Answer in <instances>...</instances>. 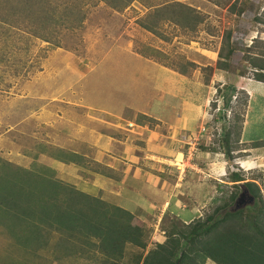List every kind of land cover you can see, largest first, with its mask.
I'll use <instances>...</instances> for the list:
<instances>
[{
	"label": "rangeland",
	"instance_id": "1",
	"mask_svg": "<svg viewBox=\"0 0 264 264\" xmlns=\"http://www.w3.org/2000/svg\"><path fill=\"white\" fill-rule=\"evenodd\" d=\"M249 1L250 4L245 10L238 14L233 13L228 5H216L215 0H135L120 11H113L104 2L98 3L97 0H52L50 5L54 4L59 8L62 3L77 5L85 18L79 24L76 22L73 28L65 26L59 28L50 42L36 38L32 33L34 27L27 29L1 25L0 162L7 161L26 169L32 167L35 162L45 165L54 171L55 178L60 182L74 186L77 190L98 197L108 204L132 209L134 204L130 199V202L125 199L124 194L121 193L124 188L126 191L128 188L126 186L136 187V184L128 182L130 181L128 175L133 171L129 162L133 163V161L123 163L119 158L112 163V168L115 170L120 171L119 168L123 167V171L126 172L121 180V171L113 173L105 165L111 164V159L104 156L102 151L92 153L87 158L89 164L84 161L83 164L80 162L65 164L55 160L50 154L56 153V148L70 147L67 142L76 137L71 130L76 126L77 121H80L82 125L92 128L91 132L81 128L82 131H77L80 137H90L91 141H94L93 146H97L100 150L106 148L112 153L108 155H117L119 148L120 151L122 149L121 144L116 138L106 142L100 135V130L104 128L111 130V136L118 135L119 133L111 129V127L117 128V124L111 126L112 121L102 120L104 114L121 115V110L125 116L136 117L133 123L137 125L135 131L137 130L138 135L140 124H147L146 126L151 130L157 129L158 133L164 132L166 127L162 125V121H154L144 113H134L125 109V106L135 98L134 89L139 88L143 82L148 88L147 95L152 97L161 96L162 91L170 92L166 95L173 99L170 112L173 113L174 108L179 114L185 112L182 116H187L191 129L187 128L186 132H180L178 129L176 133L178 141L184 147L183 156L185 160L188 158L192 160V164L193 162L200 166L206 164L203 166L208 171V165L212 164L211 155H201V146L211 148L219 146L218 141L221 139L218 138L224 124H227V131L229 126L237 124V118H242L244 113L241 102L244 101L245 95L239 89L240 84L243 87L255 86L252 84L251 69L247 63L242 62L243 52L246 50L253 54L254 47L264 49V0ZM174 2L196 10L203 22L197 25L194 31L189 29L182 31L177 24L165 19L167 15L155 13L156 10ZM142 25L149 27L152 32ZM227 32L230 33V46L234 52L230 59V68L224 72L216 68V62L219 50L226 46L224 38ZM132 53L140 54L149 62L174 71L188 72L185 83L178 82L171 93L172 91L166 88L164 83L167 80H164L161 73L152 67L137 65ZM146 59L142 61L146 62ZM241 70H244L242 77L238 76ZM146 71L150 73L151 79ZM143 78L146 80H142ZM259 86L263 87L261 84ZM226 88L228 93L233 90L229 107L223 105ZM140 96L144 102L146 97L144 89ZM249 101L247 99V105ZM152 103L149 107L152 108L151 112L159 113L164 110V106L157 103V99ZM139 109L142 110L141 107ZM82 117L86 121H83ZM128 126L134 128L132 124ZM202 131L203 133L208 131L209 136L201 138L199 135ZM235 132L237 131L233 130L232 134ZM246 137L260 144L264 143V104L260 101L256 102L254 112L249 114ZM56 139H58L57 144L63 147L55 145ZM232 146V159L228 160L227 156L224 157L226 163L222 161L218 169L223 170L224 174L223 179L218 182H226L230 172H239L247 180L261 174L257 172L259 171L257 168L264 170L262 168L264 162L258 163L252 151V156L249 158L245 150L246 145L238 143L237 136L234 137ZM41 152H45V155ZM141 153V150H138L136 154L140 157ZM150 160L155 165L154 159ZM147 161L138 160L145 170L157 172L155 169L157 168L166 172ZM175 164L181 165L182 159ZM175 164L173 166H176ZM140 165V170L144 169ZM174 169L175 173L168 175V180L176 181L175 175L184 176L182 166H179L178 170ZM205 169H199L200 175L208 179L210 175L204 174ZM185 170L187 171V168ZM193 172L189 171V173ZM98 175L112 177L115 183L108 184L105 180L95 182L94 178L99 177ZM261 176L263 177V174ZM213 177L218 180L220 176L213 175ZM199 179L197 177L191 184L186 183L188 180H183L185 182L179 183L180 189H176L175 195H171L167 203L178 196V191L184 192L186 188L192 190L194 187L198 189ZM119 180H121L120 187L117 186ZM145 186H148V183ZM233 189V186L224 183L221 196L225 198L231 191H237ZM191 193L188 191V196H191ZM210 194H214V191L211 190ZM262 194L264 196L263 190ZM191 198L196 200L193 195ZM251 201L253 202V198ZM251 201L249 202V198L243 195L238 205L244 202L250 205ZM175 203L178 205V202ZM198 205L199 201H197ZM215 206L216 204H213L208 207L205 213L200 210L202 218ZM182 210V205L176 212L173 208L166 207L163 213L168 216H165L164 223L163 215L158 220L160 214L157 209L147 210L146 215L137 217L144 225V239L147 246L143 251L134 246H126L123 262L128 264L135 255L142 252V256H145L157 244H162L166 240L162 225L168 228L171 220L169 216L177 217L169 212L177 214ZM185 217L190 219L192 216L188 212ZM179 219L185 224L190 223L183 217ZM7 231L3 225H0V264H102L101 257L86 247L83 253L76 252L74 255L55 260V255L61 257V253L53 252L57 242L56 235L51 236L46 250H41L34 256L32 255L34 253L28 250L26 252L15 245ZM204 264L216 263L206 260Z\"/></svg>",
	"mask_w": 264,
	"mask_h": 264
},
{
	"label": "trees",
	"instance_id": "2",
	"mask_svg": "<svg viewBox=\"0 0 264 264\" xmlns=\"http://www.w3.org/2000/svg\"><path fill=\"white\" fill-rule=\"evenodd\" d=\"M51 1L0 0V26L34 27L32 33L36 38L50 42L59 28H73L76 22L79 24L85 18L77 5L62 3L59 8L50 5ZM97 1L104 2L113 11H120L135 0ZM215 3L228 5L233 13L240 14L250 1L215 0ZM155 13L167 15L165 19L177 24L182 31H194L203 22L196 10L178 2ZM143 28L152 32L147 26ZM230 39L227 32L224 38L226 46L219 50L216 62V68L224 72L229 70L234 52ZM252 52L245 50L242 62L251 69L253 80L264 83V49L254 47ZM177 72L188 76L184 70ZM238 76H244V70L239 71ZM227 89L225 107H229L233 97V90L228 93ZM241 91L245 95L241 102L244 106L242 118H237V126L232 124L227 131L225 123L218 138L221 139L218 148L228 160L232 159L234 137L237 136L238 141L243 129L248 97ZM233 130L237 132L232 134ZM251 146L258 148L264 143L255 142ZM215 150L212 148V151ZM55 152L50 156L59 162L82 163V158L76 153L59 148ZM41 154L45 155V152ZM261 175L247 180L239 172H230L229 182L237 191L233 189L234 192L231 191L227 197L213 199L212 203L216 206L211 212L189 224L169 216L170 226L161 227L166 240L145 256L142 252L135 255L128 264H204L206 260L216 264H264V177ZM55 176L52 169L36 162L29 169L7 161L0 162V225L8 230L7 234L15 245L35 256L39 251L46 250L51 236L56 235L53 252L61 253V257L55 255V260L76 252L83 253L86 247L101 257L102 264H127L123 260L128 245L141 251L146 248L144 225L135 215L60 182ZM242 193L252 197L253 202L236 209V200ZM165 216L168 215L163 214V223ZM80 245L82 247L79 248Z\"/></svg>",
	"mask_w": 264,
	"mask_h": 264
},
{
	"label": "crops",
	"instance_id": "3",
	"mask_svg": "<svg viewBox=\"0 0 264 264\" xmlns=\"http://www.w3.org/2000/svg\"><path fill=\"white\" fill-rule=\"evenodd\" d=\"M133 58L134 60L137 61V65L138 64L146 65L147 67L149 68L152 67L156 69L158 72H160L161 75L164 77V80H167L166 83H164V81L163 83L167 86L166 87L167 89H170L172 91L171 93H173V91L177 87L178 82L185 83V79L187 78V76L180 75L177 71H174L165 66L158 65L157 63H154L151 61L149 62L148 59L140 56V54H137V53L133 54ZM141 58L146 59L145 60L146 62H143L142 60L144 59L141 60ZM149 64L150 66H148ZM147 74L149 75L151 79L150 73L147 72ZM142 80H146V79L143 78ZM252 84L253 85L255 84V86L253 87L250 85H245L246 87H243L242 84H240L239 86V89L243 90L245 94L248 96V101L249 100L251 101H249L250 103L246 107L244 122H243V129H242L243 131L240 134V137L238 138V143L246 145L245 150L247 151L249 158H251L252 152H254L253 156L257 159L256 161H259L258 163L263 164L264 146L254 148L251 146V144L257 141H255L254 139H251L250 137H246L249 114L254 112L257 101H260L262 104H264V98H262L264 97V83L253 80ZM259 84L263 85V87L259 86ZM142 89H144L146 93L144 102L142 101L141 96H140L142 94ZM147 89H148L147 86L145 87L143 82H141V86L139 88L134 89L133 97L135 98L129 105L125 106V109L131 110L134 113H144V115L150 118H153L154 121H159V122L162 121V125L166 127V130L164 132L158 133L156 131L157 129L151 130L146 126L147 124L144 125V124L139 123L140 125L138 129L140 130V133L138 135L137 130L135 131V129H137L136 127L137 125L135 126V124L133 123L134 119L136 120V117L133 115L125 116L121 110V115H113L110 113L104 114V118L102 120L104 122L112 121L111 126H114L116 124L118 125V126L116 125L117 128L111 127L112 130L119 133L118 135L115 134L117 135L116 137L115 135H112V136L110 135L112 134L111 130H107L104 128L100 130V135L103 136V139L106 142L113 141L116 138L117 142L121 144L122 149L120 151V148H119V153L117 155H108L112 153L106 150V148L105 150H100V148H98L97 146H93L92 142L94 141H91L90 137H85V138L80 137L77 134V131L80 132L82 130H85L86 132H91L92 130L91 127L82 125L83 123L80 121H77L76 126L72 128L71 130L73 134H76V137L72 138V140H69L67 142L70 145V147L60 148V149H65L68 152L78 154L81 158H83L81 159V162L84 161L88 164H89V161L87 158L92 153H100L102 151V154H105L104 156H107L109 157V159H111V164H105V165L109 167L113 173H115V171L116 172L121 171L120 172L121 180H123V175L126 174V172L123 171V167L119 168L120 171H117V169L115 170V168H112L113 167L112 163L114 161H118L119 158L122 160L123 163L124 161H127V162L133 161V163L129 162L130 167L133 168V171H132V174L130 172L128 175V177L130 178V181L128 182H132L136 184V187L130 188L129 186H126L128 187L126 188V191L128 190V192H126L124 188L121 194L122 195L124 194L125 199H127L128 201L130 199V201L134 205L132 206V209L129 208V210L126 209L124 206L122 208L126 209L127 211H129L130 213H132L138 218L142 217V215H146L147 210L154 211L155 209H157V212L159 210V214H160L158 217V220H159V218L162 217L161 215L164 214L163 212L165 211L166 207L173 208L174 212H176L180 209V206L182 205L183 210L180 213L175 214L174 212H171V211L170 213L176 215L179 218L183 217L187 222H193L194 220L198 218H202V214L200 210H202L204 213L207 212L208 207L213 205L212 200L215 198L221 197L222 188H223L224 183L232 186V183L229 182V179L226 182H222V183L218 182L219 180L223 179V175H224L223 170H220V171L218 170L219 167H221V162L225 160L224 154L218 147L216 148L215 151H212L211 147L201 146V149H200L201 155L203 156L206 154L211 155L210 160L212 164L208 165L209 166L208 171L203 166L206 164H203L200 166L196 162L195 163L193 162L192 164L191 162L192 160H189V158L188 160H185L183 156L184 147L182 146V144H180V141H178L177 135H176V133H178V129H180V132L181 131L186 132L191 129L190 125L188 124L187 116H182L185 112L179 114L178 112H176L175 108H174L173 113L169 111L173 103V99H171L169 96H166L167 94H170L169 91H166V92L162 91L161 96L157 97L153 95L152 97L151 95H147ZM150 93L152 94L151 91ZM155 99H157V103L164 106V110L166 112L164 110L159 113H153L150 111V109L152 108H149V107L153 104L152 102ZM41 104H46V103H41ZM140 107L142 108V110L139 109ZM81 119H83V121H86L85 118L83 117ZM110 119H114V120H110ZM128 124L134 125V128L133 127L128 128L129 127ZM194 126L196 127V123ZM199 136H201V138H203L204 136L208 137L209 132L206 131V134H205L202 131L201 135ZM65 140H68V138H65ZM57 143H58V139L55 140V145H57L58 147H63L61 145H58ZM138 150H141L142 152L140 157H138L136 154ZM178 155H181V156L179 157ZM136 156L138 159H136ZM139 159L148 160L147 162L151 163L154 167L156 166V167L162 168L166 170V172L161 169H157V168H155L157 172H153L152 170H145V167H142L139 164L138 162ZM150 159H154L155 165ZM181 159H182V164L176 165L175 162H180ZM134 161H137V162L134 163ZM224 162L226 163V161ZM59 164H62V163H59ZM174 164L177 167L173 166ZM139 165L141 166V168H144V169L140 170ZM179 166H182L183 169L181 170H184L183 172L184 176L180 177V176L175 175L176 181L175 179L168 180V175L175 173L174 168L178 170ZM186 168H187V171L185 170ZM200 168L205 169L204 174L208 175L209 173L210 177L208 179L207 178L204 179L200 175L201 174V170L199 171ZM262 168H264V166ZM257 169L259 170L257 172L263 174V177H264V170H262L261 168H257ZM189 171H194L195 173L194 172L189 173ZM197 174L199 176H197ZM213 175L220 176V177H218V180H217L216 178L213 177ZM98 176L99 177L94 178L95 182L105 180L108 184L115 183L112 177L109 178V177H105L104 175L102 176L98 175ZM197 177L198 179L199 178L201 179V180L200 179L198 180L200 182V184H198V189L194 187L192 190L191 188H186L184 192L178 191L179 193V194L177 193L178 196L175 198L173 197V200L170 199V201L167 203V201L169 200V197L171 195L172 196L175 195L176 189L177 190L180 189L181 186H179V183L185 182L183 180L186 179L188 180L186 181V183L188 182V184L189 183L191 184L195 182ZM121 180L118 181V184H117L118 187L121 186L119 185ZM143 180L145 182H143ZM146 183H148V186H145ZM170 190H171V194H170ZM211 190L214 191V194L212 195L210 194ZM119 191H120V188H119ZM188 191L192 192L191 196L193 195L196 200H193L191 196H188ZM197 201H199L198 206H197ZM175 202H178V205ZM183 211H186V212L183 213ZM188 212L192 216L190 219H187L185 217V215Z\"/></svg>",
	"mask_w": 264,
	"mask_h": 264
},
{
	"label": "water",
	"instance_id": "4",
	"mask_svg": "<svg viewBox=\"0 0 264 264\" xmlns=\"http://www.w3.org/2000/svg\"><path fill=\"white\" fill-rule=\"evenodd\" d=\"M242 196H243V193H242V194L240 195V197L236 200V203H235V208H236V209L248 204V202H244V203L238 205V203H239L238 201H240V198H241ZM251 200H252V198H249V202H250ZM251 202H252V201H251Z\"/></svg>",
	"mask_w": 264,
	"mask_h": 264
},
{
	"label": "clouds",
	"instance_id": "5",
	"mask_svg": "<svg viewBox=\"0 0 264 264\" xmlns=\"http://www.w3.org/2000/svg\"><path fill=\"white\" fill-rule=\"evenodd\" d=\"M203 131H205V130H203Z\"/></svg>",
	"mask_w": 264,
	"mask_h": 264
}]
</instances>
